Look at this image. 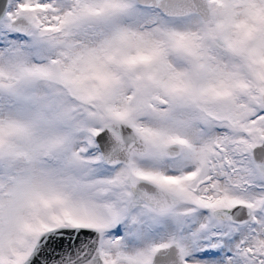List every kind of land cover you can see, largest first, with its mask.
Wrapping results in <instances>:
<instances>
[{
	"label": "snow or ice",
	"instance_id": "obj_1",
	"mask_svg": "<svg viewBox=\"0 0 264 264\" xmlns=\"http://www.w3.org/2000/svg\"><path fill=\"white\" fill-rule=\"evenodd\" d=\"M0 264H264V0H0Z\"/></svg>",
	"mask_w": 264,
	"mask_h": 264
}]
</instances>
